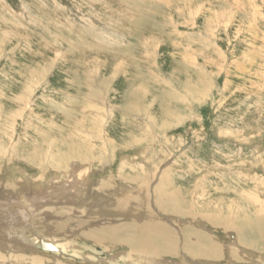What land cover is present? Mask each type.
<instances>
[{
  "label": "rangeland",
  "instance_id": "374dc122",
  "mask_svg": "<svg viewBox=\"0 0 264 264\" xmlns=\"http://www.w3.org/2000/svg\"><path fill=\"white\" fill-rule=\"evenodd\" d=\"M140 186L154 264H264V0H0V264H123Z\"/></svg>",
  "mask_w": 264,
  "mask_h": 264
},
{
  "label": "bare ground",
  "instance_id": "6f19581e",
  "mask_svg": "<svg viewBox=\"0 0 264 264\" xmlns=\"http://www.w3.org/2000/svg\"><path fill=\"white\" fill-rule=\"evenodd\" d=\"M115 71V70H114ZM112 77V76H111ZM107 79V78H106ZM112 80V79H111ZM113 81V80H112ZM110 82V81H109ZM142 82V81H141ZM143 86V85H142ZM135 91V90H134ZM141 92V91H140ZM138 94V93H137ZM136 94V96L135 97H138V95H140V94H138L137 95ZM139 98V97H138ZM141 100V99H140ZM136 103H137V101H136V99H135V105H136ZM126 114V113H125ZM123 120V119H122ZM163 126H165V125H163ZM69 153V152H68ZM70 154V153H69ZM69 154H66V155H63L62 157V160L63 161H65V162H67V161H69V159H71V155H69ZM69 157V158H68ZM80 158H81V156H80ZM71 162V161H70ZM10 163V162H9ZM82 173H83V171H82ZM82 175H84V174H82ZM81 175V176H82ZM81 178V177H80ZM127 179V178H126ZM28 180V179H27ZM57 180V179H56ZM77 180V179H76ZM75 180V181H76ZM137 180H139V179H137ZM162 180V179H161ZM68 182V181H67ZM164 183V182H163ZM70 184V183H69ZM162 184V183H161ZM149 185V184H148ZM61 186H63V184L61 185ZM102 187V186H101ZM60 188H62V187H60ZM60 188H58L59 190H60ZM140 188L141 189H138V190H140V192L138 191V192H136V194L135 193H133V191H126V193H128V194H125V195H122L123 193H122V191H121V193L120 194H118V196H115V198H114V202L115 203H117V204H119L120 206H119V210L120 211H123V209H124V207H128L131 211H132V218H134L133 216H138V215H142V217H143V221L144 222H142V224L140 225H136L135 226V228H133L132 230H133V232H134V234L131 236V238L129 237V236H127V235H124L122 238H119V236H118V238H116V236H115V233L114 234H105V233H101V231L100 232H95V231H92L91 233H88V234H85L84 235V233L82 234L83 236H85L86 238H90V239H92L95 243H97V244H99V245H102V246H104L105 247V244H107V243H111V242H113V243H123L124 245H128V246H130L131 247V251H129L130 253L129 254H127L123 259H121L122 261V263L123 264H154V262L156 261V259H158L159 257H160V255L163 253V252H167V253H174V247H172L171 246V244H170V241H172L173 242V235H171L170 234V232L171 231H168V229H167V227L165 226V225H163L162 223H160L156 218H155V216H153V214L150 212V211H147L145 208L146 207H144L145 206V203H144V201L146 200V198H145V192H144V188H142V186H140ZM53 189V188H52ZM57 190V189H56ZM160 190V189H159ZM43 190H41L38 194H40L41 192H42ZM64 191V190H63ZM51 193V192H50ZM45 194H47V192L45 193ZM135 194V195H134ZM167 195V194H166ZM16 196V198H18V200H16V203L14 204L15 206H13V207H15V209H17L16 207H18V205H17V201H19L20 203V207H27V205H28V203H27V201H25L24 199H25V197H23V196H21L20 194H17V195H15ZM46 196H48V195H44V197H46ZM54 196L55 197H57V199H59V196H60V192L57 190V192L56 193H54ZM63 196V195H62ZM65 196V195H64ZM168 196V195H167ZM39 197H42V195H40ZM54 197V198H55ZM133 197H134V199H133ZM15 198V197H14ZM10 199V198H9ZM62 199V198H61ZM169 200V199H168ZM7 201V200H6ZM166 201V200H165ZM8 202L10 203L11 202V200H8ZM169 202V201H168ZM8 203V204H9ZM166 203V202H165ZM164 203V204H165ZM36 205V204H35ZM34 205V206H35ZM6 206V205H5ZM8 207V206H7ZM9 208H11V207H9ZM2 209H4V208H2ZM7 209V208H6ZM15 209H11V211H12V214L13 215H11L10 216V218H11V220L10 221H8V220H6V222H7V224L9 225V227L7 228L8 230V232H12V231H10V230H13L11 227H14V229H16L18 226H14V223L13 222H15L16 224L18 223L17 221L18 220H15V219H12V218H15L16 217V213H18L17 214V216L18 215H21V213H19V211L17 212V210H15ZM18 209H20L19 207H18ZM25 210V209H24ZM32 210V209H31ZM138 210H140V212H141V214L140 213H137L138 212ZM8 211H10V209L8 210ZM21 211V210H20ZM26 211V210H25ZM34 211V210H33ZM26 214L28 213L27 211L25 212ZM29 214V213H28ZM26 215L27 216V218H28V216L29 215H31V214H29V215ZM12 216H14V217H12ZM26 218V219H27ZM33 218V217H32ZM128 218H130V217H128ZM18 219H19V217H18ZM131 219V218H130ZM28 222V221H27ZM3 223V222H2ZM1 223V224H2ZM11 223H13V225H11ZM0 224V230L1 229H4V225H1ZM60 226H62V227H64V225H62V224H59ZM245 226V225H244ZM57 227H59V226H57ZM62 227H59V229H62ZM130 227L132 228V225H130ZM17 230V229H16ZM16 230H13V231H15L16 233L15 234H17L18 232H19V230L18 231H16ZM6 231V232H7ZM3 232H5L4 230H2L1 232H0V236H1V238H0V249L2 250V248L3 247H5V245H2V243H3V240H5V239H3V237H2V235H3ZM9 234V233H8ZM13 234H14V232H13ZM9 235H11V234H9ZM17 235H21V234H17ZM82 235H80L81 237H82ZM89 235H91L90 237H89ZM99 235H101V237H102V239L104 240V243H102L101 242V240H100V238L98 237ZM244 236V235H243ZM5 237V236H4ZM262 237V236H261ZM19 238H21V239H23V237H22V235H21V237H19ZM55 238V237H54ZM21 239H19V240H21ZM241 239V238H240ZM9 240H10V242H12L11 241V238H9ZM102 240V241H103ZM49 241V240H48ZM46 241V240H43V239H41V238H35V241L34 242H32V244L30 245V244H27V243H25L26 241H25V239L24 240H22V242L21 243H25L23 246V248H21L22 250H24L25 249V251L27 250L29 253H27V257H31V260H32V262L34 263V262H39L41 259H39V256L38 255H40L42 252H43V254H45L44 252H48L49 250L48 249H50V248H46L45 246L46 245H49V246H51V248H54L56 251L58 250V248H57V246L58 245H56V244H54L52 241ZM256 241V240H255ZM246 243L247 244V241L245 240V238H243L242 237V239H241V243ZM258 242V241H257ZM6 243L7 244H10V243H8L7 241H6ZM5 243V244H6ZM12 244H14L13 246H17V242H14V243H12ZM20 245V244H19ZM37 245H40L41 247H37ZM248 245V244H247ZM252 244H250L249 246H251ZM12 246V247H13ZM253 246V245H252ZM251 246V247H252ZM8 247V246H7ZM83 247V246H82ZM15 249V248H14ZM20 249V250H21ZM62 249V248H61ZM83 250V249H82ZM68 251V250H67ZM10 252V251H9ZM40 252V253H39ZM15 254V253H14ZM26 254V253H25ZM38 254V255H37ZM42 254V255H43ZM17 255V254H16ZM20 256V255H19ZM22 256V255H21ZM2 257V256H1ZM26 256H24V258H25ZM42 257V256H41ZM30 260V259H29ZM30 263H31V261H30ZM72 263V262H71Z\"/></svg>",
  "mask_w": 264,
  "mask_h": 264
},
{
  "label": "water",
  "instance_id": "95a60500",
  "mask_svg": "<svg viewBox=\"0 0 264 264\" xmlns=\"http://www.w3.org/2000/svg\"><path fill=\"white\" fill-rule=\"evenodd\" d=\"M37 247H41V246L37 245ZM45 247L46 248H50V249H48L49 251H56L54 248H51V246H49V245H46Z\"/></svg>",
  "mask_w": 264,
  "mask_h": 264
}]
</instances>
